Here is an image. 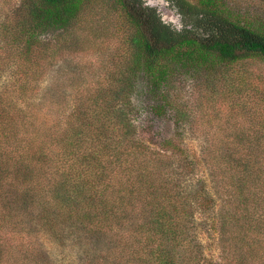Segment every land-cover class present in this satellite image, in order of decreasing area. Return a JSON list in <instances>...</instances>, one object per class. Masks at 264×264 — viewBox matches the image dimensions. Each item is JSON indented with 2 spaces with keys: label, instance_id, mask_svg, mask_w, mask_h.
Masks as SVG:
<instances>
[{
  "label": "trees",
  "instance_id": "16d2710c",
  "mask_svg": "<svg viewBox=\"0 0 264 264\" xmlns=\"http://www.w3.org/2000/svg\"><path fill=\"white\" fill-rule=\"evenodd\" d=\"M166 2L180 28L146 0L0 18V264H264V0ZM142 82L206 180L181 132L139 138Z\"/></svg>",
  "mask_w": 264,
  "mask_h": 264
},
{
  "label": "rangeland",
  "instance_id": "374dc122",
  "mask_svg": "<svg viewBox=\"0 0 264 264\" xmlns=\"http://www.w3.org/2000/svg\"><path fill=\"white\" fill-rule=\"evenodd\" d=\"M20 0H0V18H3L10 10L19 4ZM150 5L158 8L163 18L171 22L176 27H181V22L177 13L169 7L166 0H146ZM49 36V35H47ZM46 36V37H47ZM192 79L186 77L182 80L184 95L189 97L191 93ZM137 95L133 98L134 104L138 108L137 128L138 136L141 140L149 144L153 148H159L164 139L169 138L178 132H181L185 138V144L188 147L190 158L194 164V179L206 180L207 171L201 160L200 148L198 143L191 137H188L185 128L179 127L175 122L167 116H155L149 106L153 104V96L149 94V90L145 83H141L138 88ZM201 227L198 228L199 237L204 247L205 255L208 259L218 260L219 246L217 243L218 231L217 222L213 215L198 217ZM50 249L52 247L49 246Z\"/></svg>",
  "mask_w": 264,
  "mask_h": 264
}]
</instances>
